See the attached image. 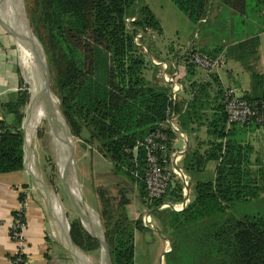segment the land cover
I'll return each instance as SVG.
<instances>
[{
	"label": "trees",
	"instance_id": "trees-1",
	"mask_svg": "<svg viewBox=\"0 0 264 264\" xmlns=\"http://www.w3.org/2000/svg\"><path fill=\"white\" fill-rule=\"evenodd\" d=\"M38 1L37 22L48 29L49 39L61 57V68L52 66V88L59 97L60 109L73 136L108 159L111 174L121 179L123 197L116 205L107 192L98 190L111 263L136 264V232L152 228L141 217L132 220L129 216L128 205L138 197L157 222L156 228L151 218L152 229L171 242L166 255L178 264H264V218H236L231 214L236 204L264 194V167L255 169L259 160H252L254 148L246 139L248 132L261 127L231 124L227 129V114L221 105L217 116L207 124L213 137L210 149L182 161V169L191 178L188 206L183 210L164 206L184 200V185L177 178L163 198L149 200L144 182L145 150L135 147L157 129L162 130L168 136L163 154L167 166L177 136L162 127L168 118L171 89L147 80L143 48L135 41L140 33L143 43L148 31L161 32L157 17L145 0ZM171 2L193 23L205 18L209 9V0ZM31 22L43 42L32 16ZM46 52L56 61V54ZM253 84H264V76L254 75ZM29 100L30 92L22 88L14 99L1 105L13 120L0 121V174L24 170L23 108ZM197 103L193 100L185 111L172 105L182 129L188 130L191 115L193 120L197 118ZM209 162L217 163L214 175L200 177ZM71 236L82 251L100 247L98 239L79 221L72 222Z\"/></svg>",
	"mask_w": 264,
	"mask_h": 264
},
{
	"label": "crops",
	"instance_id": "crops-1",
	"mask_svg": "<svg viewBox=\"0 0 264 264\" xmlns=\"http://www.w3.org/2000/svg\"><path fill=\"white\" fill-rule=\"evenodd\" d=\"M262 2L263 0H209L206 17L193 23L171 0H145L161 25V32L148 31L140 44L146 58L147 80L154 85L171 89V83L165 79L164 73H176L178 76L174 79L177 87L174 106L179 105L185 111L193 100L197 99L198 102L194 110L195 116H198L193 120L191 115L188 130L182 129L178 117L179 133H176L171 157L180 153L181 167L186 157L195 152L203 155L210 149L213 137L209 135L207 124L217 116L221 105L225 107V93L228 89H234L238 96L253 101L264 98V84L255 87L253 84L254 75L264 76ZM171 5L181 14L172 11ZM155 6L170 9L171 19L164 13L159 15ZM167 20L169 25L176 27L175 41L170 39V42H166ZM195 50L211 57L222 56L223 67L207 73L198 67L187 65V56ZM24 81L25 74L20 63L17 42L0 22V121L6 120L10 123L13 120V116L3 112L1 105L14 99L22 90ZM230 127L227 123V129ZM262 129L248 132L247 142L250 144V136ZM171 166L169 161L168 167ZM216 166V162H209L200 177H212ZM32 186L34 184L25 170L0 174V264H13L18 244L12 238L9 223L23 206L27 264H76L52 234L47 204H44L37 192L31 191ZM132 200L131 205H128L132 220L140 217L143 219L145 214L151 213L138 197ZM98 205L100 206L99 201ZM140 232L137 231L135 235L136 249ZM161 250L166 251L165 247Z\"/></svg>",
	"mask_w": 264,
	"mask_h": 264
},
{
	"label": "rangeland",
	"instance_id": "rangeland-1",
	"mask_svg": "<svg viewBox=\"0 0 264 264\" xmlns=\"http://www.w3.org/2000/svg\"><path fill=\"white\" fill-rule=\"evenodd\" d=\"M1 3H2L1 8L4 9L5 12L9 14V11L7 10L3 0L1 1ZM24 3L26 6V11L28 13L30 26L33 32L35 28L31 24L32 23L31 16L35 18L34 23H36V30L37 33L42 37L43 42L40 40V38L38 39L40 40L43 46L48 62L51 89L55 93L57 98H59L56 92L54 91V89L52 88V83L54 80V72H55L52 66L55 64L56 69L61 68V57L60 54L58 53L59 50L57 49L56 46L52 44L51 39H49L48 29L42 23L37 22L39 1L24 0ZM155 10L159 15H161V13L167 15L169 20L171 19L172 11H175L177 14H181L174 5H171L172 11L166 7L158 8L157 6H155ZM180 16H184V15H180ZM169 20L165 21L166 29L168 33V35L166 36V42H170V39L172 41L176 40L175 39L176 27L172 26V24L169 25ZM176 26L181 27L179 25ZM46 51H48L50 54L53 55L56 54V61L52 58V55L51 58L50 55L48 57V53ZM23 88L27 89L30 92V85L28 84L26 74H25V81ZM28 112H29V103L23 108L24 119H23L22 130L25 125ZM44 118H46L45 110L42 114V120L36 124V127L34 128V132L32 135V145L35 155L34 167L35 170L42 177V179L45 181V183L56 194L58 201L60 202V205L68 220L69 233L71 235L72 222L79 221L81 223L80 212L76 204L69 197L64 184L63 177L60 174L56 162L54 160L53 146L50 143V137L48 131L49 129L47 128L48 126H46L47 118L46 119ZM250 137H251L250 144H252L254 148L252 154V160L253 161L259 160L257 163H255L256 165L255 169H258L259 165L264 167V129H262L261 132L259 133L256 132ZM73 152H74V162L77 171L78 181L81 184L84 199L89 204V206L95 210V212L98 214V216L101 219L100 211L102 209V205L100 202L98 190H103L104 192H107L112 204L116 205L119 202H121L123 197V193H121L122 187L120 186L121 179L116 178L111 174L112 165L108 159L100 155L94 147L85 144L82 140L75 137H74ZM205 179H208V177ZM125 183L126 186H129L127 180L125 181ZM35 188L37 194L42 198L44 204L46 205L43 195L37 189L36 186ZM98 201L100 202V206L98 205ZM231 214L236 218H241L244 216H256V215H259L264 218V194H262L261 197L258 199L236 204L235 207L232 209ZM152 219L155 222V226L157 228V222L153 217ZM81 225L85 229L82 223ZM52 234L55 235L57 239H59L54 231L53 225H52ZM162 247H165V250L170 251L172 248L170 240L169 239L165 240V237L160 235L157 229H152V228L144 229L138 234V244L136 249V264H178L175 259H169L168 255H164V252H162L161 250ZM78 249L82 251L81 248L78 247ZM82 252L86 256H89L93 264H99L102 255L101 244L100 247L96 250L89 252L83 250Z\"/></svg>",
	"mask_w": 264,
	"mask_h": 264
},
{
	"label": "built area",
	"instance_id": "built-area-1",
	"mask_svg": "<svg viewBox=\"0 0 264 264\" xmlns=\"http://www.w3.org/2000/svg\"><path fill=\"white\" fill-rule=\"evenodd\" d=\"M262 19L264 21V0L262 2ZM135 18H133L134 20ZM143 34L140 33L135 39L138 46H140ZM156 63L155 61H153ZM187 65H193L204 70L207 73H212L220 70L224 65L222 56L211 57L206 53L195 50L192 51L186 58ZM175 74L164 73L165 79L171 83V94L169 96V104L167 108L168 118L163 124V128H170L173 132L179 133L178 114L173 110L176 85L174 82ZM225 111L227 114L228 124H254L258 127L264 128V98L260 102H249L243 97L238 96L234 89H228L225 93ZM168 136L162 130L157 129L151 133L144 141L137 143L135 150L144 148L146 157L145 169V189L149 200H156L163 198L172 184L174 178L182 181L184 200L179 203H166L165 207L174 208L176 210L185 209L190 203V183L191 178L184 172L179 161L182 157L180 153L174 154L171 158V167L166 166L167 161L164 155L167 151ZM137 159V153H135ZM31 191L36 192L35 186H32ZM143 222L146 225L154 228L151 216L144 215ZM12 238L18 244L17 252L13 258V264H27L26 260V241L24 239V229L26 227L25 206H23L14 218L9 223ZM169 247V246H168Z\"/></svg>",
	"mask_w": 264,
	"mask_h": 264
},
{
	"label": "bare ground",
	"instance_id": "bare-ground-1",
	"mask_svg": "<svg viewBox=\"0 0 264 264\" xmlns=\"http://www.w3.org/2000/svg\"><path fill=\"white\" fill-rule=\"evenodd\" d=\"M9 14L3 12L8 18V21L13 26L16 32V42L20 56V63L22 65L24 74H26L28 83L32 84V90H35L34 77L39 67L38 59V46L32 42L33 32L29 24L28 13L24 0H3ZM32 39V40H31ZM45 110L47 118V128L49 129L50 143L53 146L54 160L58 167L60 174L63 177L64 183L68 187L77 208L84 220L90 227L84 226L92 232V229L98 230L100 228L97 213L89 206V204L82 206L85 199L80 186L77 183L74 168L69 164L67 152L70 150V144L67 141L65 134V126L63 124L62 115L59 108L58 98L52 89L45 90L38 103L34 107L32 118L27 120L26 135L27 138L32 140V135L36 124L42 120V114ZM44 118V119H46ZM72 148V147H71ZM31 164L34 161V152L28 153ZM57 198V197H56ZM54 209L57 221L53 224L54 231L58 238L68 247L71 251V243L67 238V224L65 220V213L60 205V202L54 200ZM55 225V226H54ZM74 253V252H73ZM75 256L79 264H93L89 256H86L82 251L75 250ZM99 264H107L104 254L101 255Z\"/></svg>",
	"mask_w": 264,
	"mask_h": 264
},
{
	"label": "water",
	"instance_id": "water-1",
	"mask_svg": "<svg viewBox=\"0 0 264 264\" xmlns=\"http://www.w3.org/2000/svg\"><path fill=\"white\" fill-rule=\"evenodd\" d=\"M1 1L0 0V22L4 25V27L11 33V35L14 37V39L16 40V32L13 28V26L10 24V22L8 21L7 16L5 15V13L3 12L2 8H1ZM30 24V22H29ZM32 30V28H31ZM33 32V30H32ZM33 39V40H32ZM32 42L35 43L38 46V59H39V67L36 71L35 77H34V82H35V90H32V84L28 83L30 85V100H29V112L25 121V125L23 127V131H24V170L27 172L28 176L31 178L33 184L37 187V189L41 192V194L44 197V200L47 204L49 213H50V217H51V221H52V225L54 223H56L57 218H56V214H55V209H54V200H56L57 202V196L56 194L51 190V188L45 183V181L42 179V177L39 175V173L35 170L34 167V161H32L33 163L31 164L29 157H28V153L30 151L34 152L33 150V145H32V140L27 138L26 135V124H27V120L32 118V114H33V110L34 107L36 106V104L38 103L39 99L41 98V96L43 95V93L45 92L46 89H50L51 88V82H50V72H49V67H48V62H47V58L43 49V46L40 42V40L38 39V37L36 36V34L33 32V37H32ZM59 101V100H58ZM59 103V108H60V102ZM61 115H62V119H63V124L65 126V134H66V138L68 143L70 144V150H68L67 155H68V159H69V164L74 168V172L76 175V179H77V183L81 188L82 191V187L81 184L78 181V176H77V171H76V167H75V162H74V152H73V147H74V136L71 132L70 126L68 125L65 116L63 115L61 109H60ZM72 147V148H71ZM54 150V149H53ZM65 184V183H64ZM66 190L67 193L69 195V197L71 198V200L76 204V202L74 201L73 197L71 196L70 191L68 190V187L66 186ZM88 203L85 201L84 203L81 202L82 206L87 205ZM77 206V205H76ZM94 210V209H93ZM95 211V210H94ZM151 216V213L149 214ZM81 217V223L83 224L82 221V216ZM98 221H99V225L100 228L98 230L92 229V232L89 231L83 224V226L85 227V229H87V231H89V233L93 236L96 237L98 239V241L101 244L102 247V254H104L105 258H106V262L107 264H112L111 263V258H110V253H109V249H108V245L106 242V236H105V229L104 226L101 222L100 217L98 216ZM65 220H66V224H67V238L69 240V242L71 243V248L72 251L66 247L64 245V243L59 240L62 244V246L65 248V250L70 254L71 258L73 259V261L76 264H79L76 256H75V250H79L78 247H76V245L74 244L72 237L69 233V224H68V220L65 216ZM55 226V225H54ZM74 252V253H73ZM169 251L166 250L164 252V255H166Z\"/></svg>",
	"mask_w": 264,
	"mask_h": 264
}]
</instances>
